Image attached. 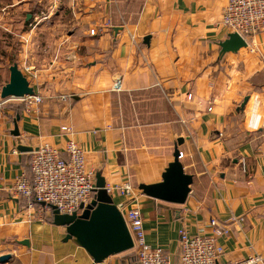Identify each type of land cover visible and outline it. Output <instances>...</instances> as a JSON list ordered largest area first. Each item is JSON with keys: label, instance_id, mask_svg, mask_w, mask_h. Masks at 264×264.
<instances>
[{"label": "crops", "instance_id": "0c3cea01", "mask_svg": "<svg viewBox=\"0 0 264 264\" xmlns=\"http://www.w3.org/2000/svg\"><path fill=\"white\" fill-rule=\"evenodd\" d=\"M227 1L1 3L7 27L20 36L16 63L36 80L44 102L31 111L22 100L2 108L0 257L11 259L0 264H95L65 240L66 229L52 223V213H39L15 193L32 154L17 150L16 125L27 145L64 152L71 139L106 184L129 182L147 244L162 248L173 264L180 260L182 227L190 235L215 234L222 263L264 257V31L247 49L221 54L231 33L222 23ZM24 16L26 24L37 22L34 29L23 31ZM108 19L111 30L90 35ZM180 140L181 162L193 176L187 202L144 196L139 187L162 181ZM212 220L228 234L215 233ZM100 264H138L137 251Z\"/></svg>", "mask_w": 264, "mask_h": 264}, {"label": "built area", "instance_id": "2783aa9c", "mask_svg": "<svg viewBox=\"0 0 264 264\" xmlns=\"http://www.w3.org/2000/svg\"><path fill=\"white\" fill-rule=\"evenodd\" d=\"M223 25L231 32L239 34L248 43L252 36L264 31V0H228L223 11ZM113 24L107 20L99 29H92L95 36L111 30ZM192 96L188 95V99ZM62 100H67L63 96ZM27 111L42 104L44 98L38 94L22 100ZM7 102L0 98V118L2 108ZM259 119L253 125L257 128ZM64 131L69 128L64 127ZM183 154L181 153L180 159ZM107 192L118 194L124 199L119 205L137 251L138 264H173L162 248H152L146 242L144 219L138 198L129 182L123 184H106ZM14 191L19 197L29 201V207H39V213H52L55 207L61 214L81 215V205L91 203L96 192V173L87 167L83 149L73 140L66 142L64 152L44 144L31 154L29 170L15 181ZM215 233L228 230L220 228L216 221H211ZM181 255L178 264H264V257L256 256L242 261L222 263L224 248L215 234L190 235L185 227L179 230Z\"/></svg>", "mask_w": 264, "mask_h": 264}, {"label": "water", "instance_id": "95a60500", "mask_svg": "<svg viewBox=\"0 0 264 264\" xmlns=\"http://www.w3.org/2000/svg\"><path fill=\"white\" fill-rule=\"evenodd\" d=\"M221 54L237 53L247 49L248 43L237 33H230L228 39L220 43ZM9 81L0 89L3 102L24 100L35 96L34 85L19 69L17 63L10 68ZM249 97L244 99L241 109H244ZM19 120V117H18ZM13 135L17 138V150L20 153H34L39 148L27 145L20 137L18 126ZM178 141L174 151V161L168 165L162 175V181L152 185H141L139 190L144 196L178 205H184L191 193L193 176L185 173L181 162ZM106 181L100 173L96 174V192L90 204L81 205V215L61 214L52 207V223L58 227H65L66 241H73L93 259L95 264L103 263L111 256L119 255L135 248V244L121 208L115 203L113 195L105 188ZM24 244H29L25 242ZM10 255L0 257V263H7Z\"/></svg>", "mask_w": 264, "mask_h": 264}, {"label": "rangeland", "instance_id": "374dc122", "mask_svg": "<svg viewBox=\"0 0 264 264\" xmlns=\"http://www.w3.org/2000/svg\"><path fill=\"white\" fill-rule=\"evenodd\" d=\"M1 3H5V0H0V6ZM1 10L2 8L0 7V89L7 83V80L10 77L9 68L17 62L16 60L19 57L20 49L21 51L23 50L22 45L19 42L20 36L13 31L12 28L7 27V24L10 26L11 20L4 18L5 15ZM25 18L26 17L24 16L22 25L23 31L27 32L30 29H34L37 22L33 20L30 24H26ZM6 28L10 29L8 30L9 32L6 31ZM30 81L32 85L37 86L36 80Z\"/></svg>", "mask_w": 264, "mask_h": 264}, {"label": "trees", "instance_id": "16d2710c", "mask_svg": "<svg viewBox=\"0 0 264 264\" xmlns=\"http://www.w3.org/2000/svg\"><path fill=\"white\" fill-rule=\"evenodd\" d=\"M31 21H28L27 23H30ZM53 220V219H52Z\"/></svg>", "mask_w": 264, "mask_h": 264}]
</instances>
